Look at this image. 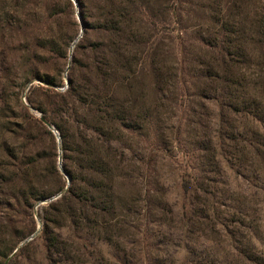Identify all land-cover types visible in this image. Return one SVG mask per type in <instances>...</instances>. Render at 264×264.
<instances>
[{
  "label": "rangeland",
  "instance_id": "rangeland-1",
  "mask_svg": "<svg viewBox=\"0 0 264 264\" xmlns=\"http://www.w3.org/2000/svg\"><path fill=\"white\" fill-rule=\"evenodd\" d=\"M81 1L85 42L76 0H0V255L15 246L18 264H264V0H113L126 6L120 42L92 30L105 0ZM70 75L85 103L93 94L112 115L89 121L98 134L84 142L102 199L73 210L56 204L69 183L59 131L38 130L28 101L65 94ZM54 112L75 136L66 156L78 179L95 177L72 121Z\"/></svg>",
  "mask_w": 264,
  "mask_h": 264
},
{
  "label": "trees",
  "instance_id": "trees-1",
  "mask_svg": "<svg viewBox=\"0 0 264 264\" xmlns=\"http://www.w3.org/2000/svg\"><path fill=\"white\" fill-rule=\"evenodd\" d=\"M81 7L80 10V20L83 22L84 25V32H83V38L82 41H86V35L87 30L90 31V24H87L84 22L83 18V12H82V1L76 0ZM122 3V2H121ZM121 3H118V7H115L113 4V0H105V10L100 11L95 15V24L96 26L92 28V30H95L97 34L98 39H104L112 37V39L118 40L119 42L122 41L121 39H126V36L124 34V30H121V27L118 26L120 24L116 21L117 18H121V16L124 15L126 12V6L122 5ZM137 13H139L140 17L143 16V11L140 8H137ZM81 27V25H80ZM110 39V38H109ZM51 44V42H49ZM82 45H78L77 52H79L82 48ZM103 43H94L92 44L91 51L95 53H101L99 48H106ZM99 49V50H98ZM104 55V54H102ZM93 70L97 72L98 68L94 67ZM44 82H46L49 86H57V84L49 77H45L43 79ZM39 91V89H33V91ZM41 92V91H40ZM47 94L44 95L45 103L40 101H35V99H28L29 103L36 107L38 109V112L40 113L39 118H32V122L34 123L35 127L38 130H43L44 133L50 137L51 133L46 129L47 127L44 125V122H47L49 125H52L55 127L57 131H59V136L61 139V151L64 154L63 158V171L69 178L68 186L66 184H63L59 192L62 193L60 196V199L56 202V204H63L66 203L69 210H73L74 208L84 206L87 204V202L94 203L100 201L102 198L98 195L101 193V185L102 180H99V171H98V165L97 162H94L86 155V147L84 146V142L86 137L92 138V135L98 134V130L96 127L94 128H88L89 121L97 122L100 119H107L106 117L112 116L111 112L107 114L105 111H100V106L102 103H98L97 96L92 94L91 98H94L91 100V103H85L86 97L88 96V92L84 88V84H80L79 80L74 77V75H70L68 79V89L66 90L65 94H60L52 89L46 90ZM97 100V101H96ZM106 109H108L106 107ZM54 111H57L56 114H58L60 117L65 116L67 119H70L72 122L69 123V128H73L78 133V143L77 148L79 152V156L82 158V156H85L86 159H84V162L82 161V167L85 169L86 173H91L93 175H96L92 178L90 175L89 177H85L83 181L78 179V176L76 174V170L72 168L68 156H66V153L68 151V138L73 142V139H75V136L73 133L68 132V128L64 129L60 124H56L51 121L49 118L50 112L55 113ZM102 117V118H100ZM104 117V118H103ZM66 123V122H65ZM95 137V136H93ZM6 157L10 158L9 154L6 153ZM80 159V158H78ZM81 160V159H80ZM10 162V161H8ZM16 167L18 168V182L21 184L19 187V197L21 201L24 204H27L30 199L32 198V195L34 194L33 189L25 187V184L28 183L29 177V170L25 169L22 165L19 163L16 164ZM16 168V169H17ZM82 169V168H81ZM100 189V190H99ZM27 191H29V194H27ZM97 191V192H96ZM98 193V194H96ZM37 197V196H36ZM47 198V196L42 195L39 198H35L34 201H40L42 199ZM103 202V200H102ZM103 204V206L99 207L97 206L98 210H104V204L105 203H99L98 205ZM17 245V244H16ZM15 249V246H13ZM12 249L8 253L1 254L0 257L2 260H0V264H18V255L14 253L11 257ZM9 258V259H8ZM7 260V261H6Z\"/></svg>",
  "mask_w": 264,
  "mask_h": 264
},
{
  "label": "water",
  "instance_id": "water-1",
  "mask_svg": "<svg viewBox=\"0 0 264 264\" xmlns=\"http://www.w3.org/2000/svg\"><path fill=\"white\" fill-rule=\"evenodd\" d=\"M73 1H75V0H73ZM75 4H76V2H75ZM80 25H81V24H80ZM80 30L82 31V25H81V27H80ZM44 125H45L48 129H51L50 125H49L47 122H44ZM57 139H59V138H57ZM59 161H60V158H59ZM16 249H17V248H16ZM16 249H15V251H16ZM15 251H13L9 257H11V256L15 253ZM8 259H9V258H8ZM6 261H7V260H6Z\"/></svg>",
  "mask_w": 264,
  "mask_h": 264
}]
</instances>
